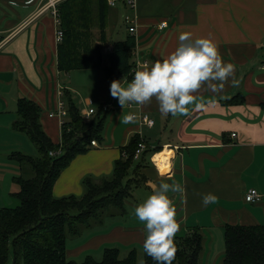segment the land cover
<instances>
[{
    "label": "crops",
    "instance_id": "1",
    "mask_svg": "<svg viewBox=\"0 0 264 264\" xmlns=\"http://www.w3.org/2000/svg\"><path fill=\"white\" fill-rule=\"evenodd\" d=\"M29 1H0V207L15 209L20 205L15 197L20 187L14 179L21 167L12 154L37 157L36 145L15 129L19 100L37 103L44 133L60 145L64 128L61 119L50 114L57 111L62 88L67 110L69 95L83 117L95 110L87 121L101 114L106 125L103 143L91 145L89 152L72 161L56 182L54 196L80 197L85 179L100 183L111 178L125 148L139 133L149 152L131 170L133 184L126 211L136 219L135 208L161 182H175L180 190L169 193L179 223L174 238L199 228L204 236L200 264H224L227 225H264V0H138L136 10L121 0L116 7L109 6L106 32L110 49L127 40L130 33L125 19L130 16L137 18L135 36L142 61L163 60L175 50L179 36L190 33L193 39L212 38L223 60L234 65L238 86L229 82L219 95L202 87L194 93L188 113L177 116L162 115L154 98L141 109H130V103L123 108L118 98L111 96L110 85L124 78L115 76L110 81L102 69L61 72L58 19L51 12L37 15L40 0ZM165 21L167 28H158ZM96 33L99 36L98 30ZM236 96H242L244 103L223 104ZM130 114L148 115L155 124L140 125L138 119L124 123ZM64 119L70 122V114ZM156 149L161 151L154 154ZM166 149L172 156L168 167L160 169L154 157ZM251 189L263 195L261 201L246 202ZM209 193L216 201L204 206L202 198ZM107 223L100 234L91 231L86 238V233L78 237L82 241L67 247V256L75 258L90 250L104 253L109 245L143 250L146 234L142 223L111 229Z\"/></svg>",
    "mask_w": 264,
    "mask_h": 264
},
{
    "label": "trees",
    "instance_id": "2",
    "mask_svg": "<svg viewBox=\"0 0 264 264\" xmlns=\"http://www.w3.org/2000/svg\"><path fill=\"white\" fill-rule=\"evenodd\" d=\"M108 10V0H65L58 6L59 27L63 32L57 47L61 72L102 69L110 81L115 76L131 80L137 40L130 34L126 41L115 43L111 49L108 47ZM66 99L70 122L63 126L60 145L44 133L37 103L19 100L15 129L36 145L39 155L18 152L11 156L21 167L20 175L14 179L20 187V192L15 194L20 205L15 209L0 207V264H138L137 250L122 258L118 248H108L100 261L87 257L77 262L67 256L69 237H81L102 228L106 219L126 214V201L133 184L131 170L138 162L135 155L140 144H145L147 149L149 145L139 133L135 134L125 148V156L117 161L111 178L100 183L87 178L82 196L56 198L53 190L62 172L78 155L90 151L92 141L103 143L106 125L104 115L98 114L87 121L69 95ZM244 101L242 96H236L223 104L233 106ZM59 150H62L60 155L51 156V152ZM203 240L199 228L174 238L173 264H200ZM225 242L224 264H264V225H227ZM144 262L154 264L145 253Z\"/></svg>",
    "mask_w": 264,
    "mask_h": 264
},
{
    "label": "clouds",
    "instance_id": "3",
    "mask_svg": "<svg viewBox=\"0 0 264 264\" xmlns=\"http://www.w3.org/2000/svg\"><path fill=\"white\" fill-rule=\"evenodd\" d=\"M235 71L232 63L223 60L218 44L212 38L193 39L190 33H182L177 47L169 56L152 64H138L131 82L125 78L114 80L110 94L118 98L123 108L129 103H151L154 98L162 115H186L189 105L194 103V93L202 87L219 95L229 82L233 87L238 86ZM133 119V115H127L124 123ZM178 190L180 186L175 182H161L134 210L136 219L145 228L143 252L153 259L154 264H173L176 252L174 237L179 223L169 193ZM215 201L216 196L212 193L202 198L204 206ZM138 264L145 262L138 258Z\"/></svg>",
    "mask_w": 264,
    "mask_h": 264
},
{
    "label": "built area",
    "instance_id": "4",
    "mask_svg": "<svg viewBox=\"0 0 264 264\" xmlns=\"http://www.w3.org/2000/svg\"><path fill=\"white\" fill-rule=\"evenodd\" d=\"M3 1V0H0ZM37 0H30L29 4L34 3ZM65 0H40L38 9H37V15H42L46 12H51L53 16H55L58 19V24H59V11H58V6L64 2ZM121 0H108L109 6L110 7H116L117 3L120 2ZM123 3H125L128 7H130L133 10H136L137 8V2L138 0H122ZM125 23L128 26L129 33L133 36H135V33L137 31V18L136 17H126ZM168 26V21L161 22L158 26L160 29H165ZM136 37V36H135ZM63 38V32L60 30V27L57 31L56 39L57 42H61ZM134 58H133V71H132V78L134 77L135 72L137 71L138 64L142 63H148L146 61H142L139 58V44L137 42V47L134 51ZM149 64V63H148ZM128 81V82H131ZM63 90L62 88L58 92V107L57 111L54 113H51V117H59L61 119V125L64 126L67 121L64 119L69 115V112L66 108L65 102L63 101ZM130 109H141V105L135 104V103H130L129 104ZM95 110L91 109L88 113L84 115V117L89 120L94 114ZM134 119H138L140 121V125H145L148 127H153L155 122L152 120L148 115L145 114H132ZM235 136V135H233ZM92 146H97V141H92ZM147 150V146L145 144H140L139 149L136 152L135 159H140L143 156V153ZM62 153V150H59L57 152H51V156H56L60 155ZM263 198V195H261L256 189H251L249 190L246 195H245V200L247 203H256L261 201Z\"/></svg>",
    "mask_w": 264,
    "mask_h": 264
},
{
    "label": "rangeland",
    "instance_id": "5",
    "mask_svg": "<svg viewBox=\"0 0 264 264\" xmlns=\"http://www.w3.org/2000/svg\"><path fill=\"white\" fill-rule=\"evenodd\" d=\"M35 149H36V154L35 155L38 156L39 152H38V149H37L36 146H35ZM19 204H20V202H19ZM126 210H127V208H126ZM107 221L109 222V224L111 223V225L109 226L108 229H111L113 226H115V227L116 226L131 227V226L136 225L135 223H141L137 219L132 220L131 215L129 214V212H127L125 215L123 214V216H118L116 218H108V219H106L105 220V224H104L105 228L108 227ZM127 224H131V225H127ZM105 228H101V229L99 228L100 229L99 231H96V230H98V229H96V230H94L96 232L92 231V233L93 234H100L101 232H103L105 230ZM90 234H91V232H87L85 234L84 238L88 237ZM179 235H182V234H179ZM80 241H82V238L76 239V238H73V237H69L68 240H67V246H68V248L69 247H71V248L75 247ZM109 248H118L120 250V252H121V257L124 258V257H126L128 255V253L130 251H132L133 248L139 249L140 247L139 246L128 247V246H124V245H122L120 247L118 245H109ZM138 251H139L138 252V254H139L138 258H142L144 260V252H143V250H138ZM88 256H92L96 260L100 261L102 259V257H103V251L101 253H98V252H93V251L90 250L88 252L83 253L82 255L76 256L75 258H69V257L68 258L71 259V260L83 262Z\"/></svg>",
    "mask_w": 264,
    "mask_h": 264
},
{
    "label": "bare ground",
    "instance_id": "6",
    "mask_svg": "<svg viewBox=\"0 0 264 264\" xmlns=\"http://www.w3.org/2000/svg\"><path fill=\"white\" fill-rule=\"evenodd\" d=\"M172 152H169L167 149L165 152L158 154L154 157V162L160 169H166L169 165Z\"/></svg>",
    "mask_w": 264,
    "mask_h": 264
}]
</instances>
